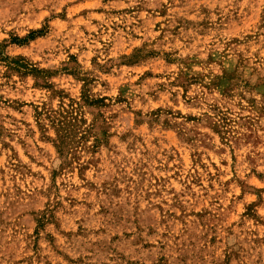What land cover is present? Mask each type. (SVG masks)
<instances>
[{
    "label": "rangeland",
    "instance_id": "rangeland-1",
    "mask_svg": "<svg viewBox=\"0 0 264 264\" xmlns=\"http://www.w3.org/2000/svg\"><path fill=\"white\" fill-rule=\"evenodd\" d=\"M0 264H264V0H0Z\"/></svg>",
    "mask_w": 264,
    "mask_h": 264
},
{
    "label": "trees",
    "instance_id": "trees-1",
    "mask_svg": "<svg viewBox=\"0 0 264 264\" xmlns=\"http://www.w3.org/2000/svg\"><path fill=\"white\" fill-rule=\"evenodd\" d=\"M33 33H35V31L30 32V35L33 34Z\"/></svg>",
    "mask_w": 264,
    "mask_h": 264
}]
</instances>
